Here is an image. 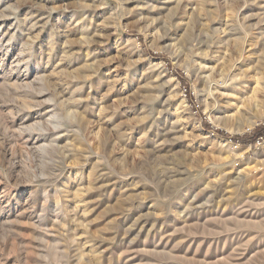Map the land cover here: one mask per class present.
Returning a JSON list of instances; mask_svg holds the SVG:
<instances>
[{"label": "rangeland", "instance_id": "1", "mask_svg": "<svg viewBox=\"0 0 264 264\" xmlns=\"http://www.w3.org/2000/svg\"><path fill=\"white\" fill-rule=\"evenodd\" d=\"M261 125L264 0H0V264H264Z\"/></svg>", "mask_w": 264, "mask_h": 264}, {"label": "trees", "instance_id": "2", "mask_svg": "<svg viewBox=\"0 0 264 264\" xmlns=\"http://www.w3.org/2000/svg\"><path fill=\"white\" fill-rule=\"evenodd\" d=\"M151 55V54H150ZM152 56V55H151ZM154 57V56H153ZM157 58H163L161 56H156ZM177 75L185 82V79H183V77L177 73ZM185 88H186V95L188 97V100L189 102L192 104V97H191V94H190V91L188 90V87L187 85H185ZM205 126V124H204ZM206 129H209L208 126H205ZM215 133L217 135H219L220 137H223L225 139H230L234 142H237V143H240V144H244L246 142H249V143H254L258 138H261V137H264V125L262 126H258L254 131L253 133L249 134V135H244L242 137H229L227 136L226 134H224L223 132H219V131H215Z\"/></svg>", "mask_w": 264, "mask_h": 264}, {"label": "built area", "instance_id": "3", "mask_svg": "<svg viewBox=\"0 0 264 264\" xmlns=\"http://www.w3.org/2000/svg\"><path fill=\"white\" fill-rule=\"evenodd\" d=\"M261 139L264 140V137L258 138V140H261ZM258 140H257V141H258Z\"/></svg>", "mask_w": 264, "mask_h": 264}]
</instances>
